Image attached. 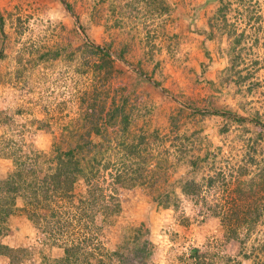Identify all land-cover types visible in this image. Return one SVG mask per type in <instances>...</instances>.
I'll use <instances>...</instances> for the list:
<instances>
[{"label": "rangeland", "instance_id": "1", "mask_svg": "<svg viewBox=\"0 0 264 264\" xmlns=\"http://www.w3.org/2000/svg\"><path fill=\"white\" fill-rule=\"evenodd\" d=\"M126 1L0 0L3 18L0 26V178L14 170V157L30 164L36 153L42 155L39 160L47 159L53 142L64 144L67 136L59 133L57 126L68 125L75 116L83 92H90L94 85L101 88L97 81L92 83L91 80L90 64L96 59L94 55L84 54V60L89 62L84 65L85 71L73 68L74 61L80 64L83 61L82 49H78L82 41L107 47L116 71H120L116 72L117 79L114 71L108 79L107 100L115 89H128L134 83L130 97L135 106L130 124L133 130L157 128L159 133H169L168 116L176 112L177 106H185L177 97L198 106L195 108L199 110H210L215 104L233 111L241 101L248 113L264 110V0H252L254 11L261 17L259 28L242 16L232 18L235 5L232 1L229 4L227 19L235 22L237 30H243L247 36L242 41L241 57L250 69L251 60L258 61L253 65L257 68L251 78L259 81V86L250 92L242 89L235 95H232V83L220 82L229 41L226 37L217 39L216 30L213 40L206 37V20L213 12V1L196 9L197 17L190 24L192 29L187 27L188 15L204 0H164L170 9L160 15L148 2L125 4ZM120 48L124 49L123 60L114 54ZM51 49L72 50L70 64L62 56L43 60L46 56L41 53ZM200 61L205 63L202 73H198ZM138 69L146 73L148 81L137 80ZM197 76L198 81H195ZM199 77L204 79L199 81ZM210 94L213 104L206 106L203 101L206 102ZM189 111L190 107L179 113L178 133L195 132L194 142L202 138V144H207L213 152L216 166L224 164V159L233 162L243 154L244 141L238 135L242 130L240 125L216 114H190ZM223 124L227 129L220 132ZM252 134L249 126L242 138ZM160 141L161 148L168 147L162 139ZM168 150L171 152L172 148ZM187 157L179 159L175 168H169L170 179L188 176ZM100 171L97 182L103 185L102 193L107 195L108 173H112L113 168L109 165ZM21 190L13 197L11 214L0 221V242L13 248H27L21 251L19 264H57L63 255L61 247L71 244H78L81 249L78 261L70 257L62 264H193L188 257L189 248L201 250L214 244L210 248L219 256L235 257L231 264H252L251 260L236 254L237 242H223L218 217L201 213L200 201L179 196L177 208H163L150 203L146 188L118 189L121 211L115 221L106 223L96 214L85 225L84 218L77 219L76 199L71 203L62 200L40 203L35 207L26 205ZM73 190L76 195L83 194L85 184L78 180ZM25 207L29 213L35 211L38 217L25 211ZM53 212L54 216L50 217ZM257 226L260 231L252 233L248 242L262 235L264 220ZM134 233L139 235L138 243L131 241ZM83 237L88 239L84 242ZM124 240L130 243L128 250L116 255L114 250ZM143 240H146L144 251L140 249ZM149 251L151 253L147 254ZM144 254L148 256L142 258ZM0 264H8L5 256L0 255Z\"/></svg>", "mask_w": 264, "mask_h": 264}, {"label": "trees", "instance_id": "2", "mask_svg": "<svg viewBox=\"0 0 264 264\" xmlns=\"http://www.w3.org/2000/svg\"><path fill=\"white\" fill-rule=\"evenodd\" d=\"M137 1L148 2L151 9L158 15L170 9V5L164 0H127L125 4ZM211 1L215 6L210 18L206 20L208 26L206 37L213 40L216 30L219 32L217 39L226 37L229 41L226 50V65L220 76V82L232 83V95L242 89L250 92L259 86V81L251 78L253 71L257 68L253 65H256L258 61L251 60L252 69L245 64L244 58L241 57V50L244 49L242 41L247 36L243 30H237L235 22L227 19V11L232 1L235 5L232 18L242 16V19L251 20L259 28L258 20L261 17L254 11L255 2L252 0H204L203 4L193 8L188 15L190 20L187 23L188 29H192L190 24L197 17L196 9L208 6ZM66 7L71 8L67 3ZM2 23L3 18L0 15V26ZM202 27L204 25L201 29ZM73 31L78 34L74 28ZM256 38L257 36L255 40ZM106 48L85 41H82V45L78 47L82 49L80 55L83 59L81 56L80 59L83 61L81 64L74 61L73 68L76 71L80 68L85 71L84 65L86 67L89 62L84 60L86 59L84 54L94 55L96 59L90 64L91 80L93 79L92 83L97 81L101 88H96L94 85L90 92L86 94L83 92L78 100L75 116L70 119L68 125L57 126L59 133L66 134L67 141L64 144L53 142L47 159L39 160L42 155L38 153L34 155L30 164H25L21 159L17 161L15 157L12 159L14 170L0 178V205L3 208H0V221L11 214L13 197L23 189L26 205L33 204L37 207L40 203L43 205L57 203L58 200L71 203L74 202L73 199H76L78 203L75 209L79 216L77 219L84 218L85 225L86 221H92L96 214H99L104 222L111 224L121 211L118 189L141 186L147 189L150 203L163 208H177V202L180 201L179 196L195 202L200 201L201 213L204 211V213L218 217L222 225L221 239L223 242H237V255L251 260L252 264H264V230H261L263 233L260 237L254 236L249 242L247 241L252 233L260 231L257 225L264 220V110L261 112L254 110L248 113L245 110L244 101H241L233 111L225 105L215 104L210 110H199L198 106L195 108L192 104L177 97V101L185 106H177L176 112L168 116L169 133H159L157 128L151 131L140 127L133 130L130 124L135 106L131 103L130 97L134 93V83L132 82L128 89L123 87L115 89L110 100H107L108 79L112 77V71L117 79L116 72L120 73V71H116L114 60ZM123 50L120 48L119 52L114 53L122 60ZM203 53L206 54V51L203 50ZM41 55L46 56L43 60L62 56L68 60L69 64L73 57L72 50L65 49L62 52L59 49L46 50ZM199 64L201 67L198 73H202L205 63L200 61ZM98 73L99 76H96ZM145 75L146 73L141 69H138V73L135 74L138 81H148ZM203 79L199 77V81ZM195 81H198V76ZM204 81L212 83L211 80L205 79ZM154 84L157 85V82ZM211 95L207 96L206 102L203 101L206 106L213 104L210 99ZM189 107L191 108L188 112L190 114L195 112L216 114L240 125L242 130L238 135L239 139L244 141L243 154L233 162L224 159V164L216 166L213 161V152L209 150L207 144H202V138L198 139V142H201L198 144L193 140L195 132L190 135L178 133V115ZM41 121L44 122L43 119ZM249 126L252 127V136L242 138V135L248 132ZM226 129L225 124L219 127L220 132ZM161 139L164 144H168V147H160ZM169 147L172 148L171 152L168 150ZM7 149L6 151L9 152L10 148ZM183 156H188L185 159L188 176L170 179L169 168H175V164ZM45 162L46 166L43 168L42 165ZM109 165L113 171L108 173L109 192L104 195L102 193L104 187L101 183L99 185L97 178L101 174L100 170H105ZM78 180L85 184V190L83 194L76 195L73 187L74 182ZM26 209L25 207L24 210L28 212ZM30 213L33 216L37 215L32 210ZM54 213H51L50 217L54 216ZM82 239L85 242L88 238L83 237ZM138 239L139 235L134 233L131 241L138 243ZM145 242L146 240H143L140 245L142 251H144ZM128 244L130 243L124 240L122 245L114 250V253L119 255L123 250H128ZM214 246L215 244L207 245L201 250L196 247L189 248L188 257L192 258L193 264H231L234 262L235 257L219 256L211 250L210 247ZM79 249L78 244L64 245L61 247L63 255L56 263L62 264L63 260H68L70 257L73 261H78V251H81ZM21 251L25 252L27 248H13L0 242V255L7 258L8 264H19ZM83 253L82 251L81 254ZM150 253V251L147 252V254ZM146 256L148 255L144 254L142 258Z\"/></svg>", "mask_w": 264, "mask_h": 264}]
</instances>
